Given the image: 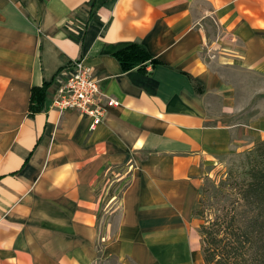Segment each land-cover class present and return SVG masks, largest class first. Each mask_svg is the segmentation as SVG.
Masks as SVG:
<instances>
[{"label": "crops", "instance_id": "0c3cea01", "mask_svg": "<svg viewBox=\"0 0 264 264\" xmlns=\"http://www.w3.org/2000/svg\"><path fill=\"white\" fill-rule=\"evenodd\" d=\"M75 59L98 123L53 105ZM263 139L264 0H0V264H204L201 180Z\"/></svg>", "mask_w": 264, "mask_h": 264}, {"label": "trees", "instance_id": "16d2710c", "mask_svg": "<svg viewBox=\"0 0 264 264\" xmlns=\"http://www.w3.org/2000/svg\"><path fill=\"white\" fill-rule=\"evenodd\" d=\"M121 68L146 72L158 60L131 44L115 53ZM46 84L32 87L29 111L42 109ZM227 199L213 216L199 205L192 210L198 225L204 264H264V139L243 153L219 188Z\"/></svg>", "mask_w": 264, "mask_h": 264}, {"label": "built area", "instance_id": "2783aa9c", "mask_svg": "<svg viewBox=\"0 0 264 264\" xmlns=\"http://www.w3.org/2000/svg\"><path fill=\"white\" fill-rule=\"evenodd\" d=\"M118 104L116 98L102 92L90 67L81 59H75L67 66L66 76L53 99V105L59 112L76 110L90 116L94 124L102 120L108 107Z\"/></svg>", "mask_w": 264, "mask_h": 264}, {"label": "rangeland", "instance_id": "374dc122", "mask_svg": "<svg viewBox=\"0 0 264 264\" xmlns=\"http://www.w3.org/2000/svg\"><path fill=\"white\" fill-rule=\"evenodd\" d=\"M249 148L234 150L226 157H223L221 162L212 170V173L201 180L198 188V205L204 209L205 216L211 217L221 209L227 199L225 196H222L219 190L221 183L229 171L234 170L239 165L243 153ZM194 217L199 225L201 220L197 215H194ZM99 264H116V262L112 259H106L100 261Z\"/></svg>", "mask_w": 264, "mask_h": 264}]
</instances>
